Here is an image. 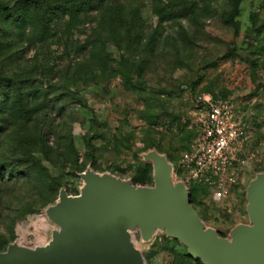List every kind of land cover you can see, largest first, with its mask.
<instances>
[{
    "label": "rangeland",
    "instance_id": "obj_1",
    "mask_svg": "<svg viewBox=\"0 0 264 264\" xmlns=\"http://www.w3.org/2000/svg\"><path fill=\"white\" fill-rule=\"evenodd\" d=\"M0 0V252L44 245L64 189L87 168L152 185L155 150L181 177L207 98L230 99L249 137L248 165L223 200L188 187L223 238L248 222L245 188L264 173V0ZM15 13L17 17L9 18ZM133 242L145 264H201L157 232Z\"/></svg>",
    "mask_w": 264,
    "mask_h": 264
},
{
    "label": "water",
    "instance_id": "obj_2",
    "mask_svg": "<svg viewBox=\"0 0 264 264\" xmlns=\"http://www.w3.org/2000/svg\"><path fill=\"white\" fill-rule=\"evenodd\" d=\"M142 160L151 164V186H134L87 168L79 175L78 195L62 189L45 209L56 227L48 242L33 248L9 244L0 252V264H145L133 234L148 243L157 230L180 242L186 255L201 264H264L263 172L245 188L248 222L223 238L202 221L184 183L174 182L165 155L151 150Z\"/></svg>",
    "mask_w": 264,
    "mask_h": 264
},
{
    "label": "built area",
    "instance_id": "obj_3",
    "mask_svg": "<svg viewBox=\"0 0 264 264\" xmlns=\"http://www.w3.org/2000/svg\"><path fill=\"white\" fill-rule=\"evenodd\" d=\"M205 113L198 121L197 135L180 159L181 177L174 182L185 187L207 184L215 200H223L236 183L237 173L252 158L249 137L240 111L230 99L207 98Z\"/></svg>",
    "mask_w": 264,
    "mask_h": 264
},
{
    "label": "trees",
    "instance_id": "obj_4",
    "mask_svg": "<svg viewBox=\"0 0 264 264\" xmlns=\"http://www.w3.org/2000/svg\"><path fill=\"white\" fill-rule=\"evenodd\" d=\"M39 1H40V3H45V5H47L50 8H52L55 5H58L60 3V1H63V3L72 4V5H76V4L81 5L80 2L82 0H39ZM86 1L94 2L96 4L103 3V0H86ZM239 2H240V0H232V3H233V6H234V9H235V12H237ZM12 17H17V16H16L15 13H13V14H10L9 15V18H12ZM168 161L171 162L169 159H168ZM151 176H152V174H151ZM188 191L190 192V189Z\"/></svg>",
    "mask_w": 264,
    "mask_h": 264
},
{
    "label": "bare ground",
    "instance_id": "obj_5",
    "mask_svg": "<svg viewBox=\"0 0 264 264\" xmlns=\"http://www.w3.org/2000/svg\"><path fill=\"white\" fill-rule=\"evenodd\" d=\"M157 232H161V231L157 230L156 233H157ZM156 233H155V234H156Z\"/></svg>",
    "mask_w": 264,
    "mask_h": 264
}]
</instances>
